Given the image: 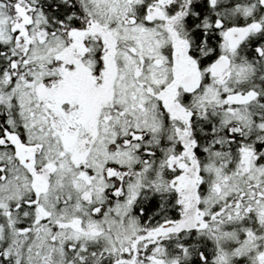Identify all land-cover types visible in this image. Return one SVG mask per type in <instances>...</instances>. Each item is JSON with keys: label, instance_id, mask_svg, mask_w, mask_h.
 Listing matches in <instances>:
<instances>
[{"label": "snow or ice", "instance_id": "obj_1", "mask_svg": "<svg viewBox=\"0 0 264 264\" xmlns=\"http://www.w3.org/2000/svg\"><path fill=\"white\" fill-rule=\"evenodd\" d=\"M0 264H264V0H0Z\"/></svg>", "mask_w": 264, "mask_h": 264}]
</instances>
